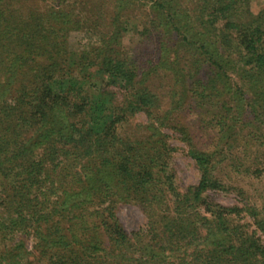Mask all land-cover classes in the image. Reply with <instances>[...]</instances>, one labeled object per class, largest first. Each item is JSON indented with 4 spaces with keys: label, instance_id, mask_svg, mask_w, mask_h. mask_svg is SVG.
Listing matches in <instances>:
<instances>
[{
    "label": "trees",
    "instance_id": "1",
    "mask_svg": "<svg viewBox=\"0 0 264 264\" xmlns=\"http://www.w3.org/2000/svg\"><path fill=\"white\" fill-rule=\"evenodd\" d=\"M239 95L263 161L236 175L264 183V7L251 0H0V264H264V204L244 209L250 235L231 220L241 211L205 198L225 191L217 148L245 130ZM188 115L215 146L184 140L200 177L182 193L162 128L184 132ZM123 205L145 216L132 233Z\"/></svg>",
    "mask_w": 264,
    "mask_h": 264
},
{
    "label": "rangeland",
    "instance_id": "2",
    "mask_svg": "<svg viewBox=\"0 0 264 264\" xmlns=\"http://www.w3.org/2000/svg\"><path fill=\"white\" fill-rule=\"evenodd\" d=\"M48 3L43 2V5ZM264 7V0H251V10L257 14ZM81 35L73 34L71 37V46L75 50L78 48V41ZM125 45L132 51V54L135 52L143 53L145 51V44L141 42L139 34L131 30L124 38ZM234 81L237 80L234 78ZM242 99L241 112H237L238 120L241 128L245 130L240 134L234 135L233 141H229L233 148H228L225 142H222L217 148L219 151H222L227 158L224 169L221 173L222 182L225 184V191L213 192L206 194V201L213 206H219L227 209L239 210L240 213L231 214V220L235 226H242L246 229L248 234H252L255 231V226L253 225V218L249 217L244 209H250V207H260L264 204V183L262 180L256 178H243L242 175H236L238 172L242 173L245 169L258 168V160L263 161L260 154L256 153V143L255 134L262 133L256 130V121L254 120V114L248 103V99L239 95ZM240 102V101H239ZM165 105V103H164ZM177 113H173V116L176 117ZM179 118V117H178ZM180 121L178 124V130L186 129L184 132L176 131L172 127L162 128V132L169 136V145L172 150L171 156L172 160L169 162L168 167L172 170V173L175 174V179L179 187L180 192H184L186 189L195 186L199 182V172L194 165L193 160L188 156V142L184 140L194 138L195 143L201 149L212 148L214 144V134L210 133L211 136L207 135L204 132H199L197 130V125H194V122H197L194 115H188L185 119L183 116L179 118ZM137 122H146L147 118L145 115H141L136 120ZM250 123H253L249 126ZM177 127V126H176ZM190 130V131H189ZM188 133V134H187ZM187 134V135H186ZM186 135V136H184ZM261 134L260 136H262ZM196 145V146H197ZM170 150V149H169ZM229 150V151H228ZM226 152H229L226 153ZM256 158V161L253 159ZM258 158V159H257ZM208 209V206L203 205L200 207V214L210 216L211 213ZM118 217L121 220V224L124 225L126 230L130 233L138 230L144 223V215L141 213L140 209L134 205L121 206L119 208ZM254 226V227H253ZM256 237L260 239L262 244H264V235L258 232Z\"/></svg>",
    "mask_w": 264,
    "mask_h": 264
}]
</instances>
